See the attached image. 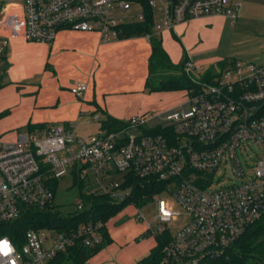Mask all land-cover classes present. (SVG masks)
Listing matches in <instances>:
<instances>
[{
    "label": "built area",
    "instance_id": "obj_1",
    "mask_svg": "<svg viewBox=\"0 0 264 264\" xmlns=\"http://www.w3.org/2000/svg\"><path fill=\"white\" fill-rule=\"evenodd\" d=\"M0 1V56L12 38L47 43L60 26L95 32L101 43L117 40L123 22L116 14L127 12L126 0ZM147 5L158 31L208 15L233 21L240 10L239 1L229 0H147ZM142 19L141 12L134 14V21ZM183 69L194 85L182 89L181 100L170 110L133 115L125 127L86 138L70 123L18 133L14 141L0 139V225L16 219L25 207L52 203L50 182L67 172L86 178L85 193L107 194L116 202L129 195L122 176L130 173L163 184L151 199L153 220L144 223L149 234L169 233L165 223L180 214L163 194L186 216L185 223L169 233L160 263L202 264L224 254L264 216V64L234 59L211 80L195 77L188 57ZM86 86L75 82L69 91L81 97ZM154 117L160 122L150 125ZM155 127L159 131L144 133ZM250 145L261 154L243 165L240 154ZM226 168L231 177L220 184ZM83 206L80 200L75 210ZM135 218H142L139 212ZM102 225L81 223L70 233L30 228L19 247L0 235V264H44L76 239L85 245L98 241Z\"/></svg>",
    "mask_w": 264,
    "mask_h": 264
},
{
    "label": "crops",
    "instance_id": "obj_2",
    "mask_svg": "<svg viewBox=\"0 0 264 264\" xmlns=\"http://www.w3.org/2000/svg\"><path fill=\"white\" fill-rule=\"evenodd\" d=\"M229 1L240 2L239 14L233 21L208 15L158 31L152 27V20L151 33L159 38L172 63L188 57L193 63L192 73L198 76L223 59L264 64L255 60L264 59V0ZM129 2L142 8L138 2ZM116 15L123 23L134 22L127 14ZM234 34L248 36L247 42L255 50L252 58L209 55L211 49L218 50L223 38L229 43ZM149 51L147 35L101 43L95 32L74 31L65 26L58 27L54 39L47 43L12 38L0 56V139L14 141L18 133L38 132L52 124L66 127L70 123L77 135L86 138L95 132V115L100 120L109 115L126 121L130 116L145 114L148 107L138 98H143L141 88ZM75 82L87 85L81 97L69 91ZM129 97L136 102L128 103L125 98ZM159 122L154 117L149 124ZM129 210L133 214L124 221ZM137 211L134 205L127 204L110 217L104 223L109 243L84 264H134L145 256L156 244L155 235L146 231L144 223L134 226Z\"/></svg>",
    "mask_w": 264,
    "mask_h": 264
},
{
    "label": "trees",
    "instance_id": "obj_3",
    "mask_svg": "<svg viewBox=\"0 0 264 264\" xmlns=\"http://www.w3.org/2000/svg\"><path fill=\"white\" fill-rule=\"evenodd\" d=\"M138 2L142 7L143 19L141 21L126 22L120 24V38L144 36L149 39L150 51L147 59V74L144 80V89L152 92L179 91L192 87L194 84L185 74L183 69L184 58L178 63H172L164 51L158 37L151 33L152 13L147 5V0H126ZM234 59H223L210 66L201 76L200 80H211L216 71L232 62ZM0 73V87L3 85ZM127 125L122 121L105 115L99 121L101 130L107 132L120 129ZM158 128L144 130V133H154ZM73 184L79 188V197L83 201V209L67 215L61 214L53 202L43 207H25L20 215L11 222L0 225V235L7 236L16 247L24 241V232L27 229L52 228L55 231L70 233L81 223L100 222L103 225L97 228L98 241L85 245L81 239H76L72 245L58 251L49 261L44 264H84L93 254L103 249L110 241L104 223L125 205L132 204L136 208L141 207L152 196L158 193L163 184L154 178H138L130 173L124 174L122 187L127 186L129 195L116 202L110 196L103 193H85L82 191L83 181L72 173ZM114 175H117L116 173ZM57 179L50 182L52 190ZM168 232L154 236L155 246L136 261L134 264H162L161 248L169 239ZM202 264H264V216L249 225L243 234L232 243L221 256L206 260Z\"/></svg>",
    "mask_w": 264,
    "mask_h": 264
},
{
    "label": "rangeland",
    "instance_id": "obj_4",
    "mask_svg": "<svg viewBox=\"0 0 264 264\" xmlns=\"http://www.w3.org/2000/svg\"><path fill=\"white\" fill-rule=\"evenodd\" d=\"M1 5V1H0ZM127 6V12L124 13V16L127 14L129 16V20H134V14L138 12H142V8H140L136 3H126ZM153 26L155 27L156 19L155 16L153 17ZM248 36L246 34H237L232 37L231 41L228 43V41H225L224 38L222 40V44L219 45L218 50H212L209 53V55H217L221 58H224L226 56H234L239 57L242 56L245 59H250L253 57L255 50L251 48V44L248 43ZM180 49L178 50V52ZM256 61H264V59H255ZM2 73V71H0ZM194 76L196 73H194ZM182 90H179V92H171V91H161V92H152L148 91L144 88H141V97L138 98L141 99L145 105L148 107V111H146L145 116L151 115L152 112H158L162 109H165L170 106H174L177 104L181 98H182ZM125 100L130 102H136L134 98L130 99L125 98ZM124 100V102H125ZM100 116H98L97 120L95 121V132H92L90 134H98L99 131V120ZM261 154V149L256 148L252 145H250V148H247L240 154V160L243 164V161L250 162V159L256 158V155ZM244 165V164H243ZM221 181L220 184H224L227 180V178H230L231 175L229 173V170L226 168L224 174L221 173ZM86 179V178H85ZM83 181V187L82 191H85L87 188L86 180ZM163 199L168 200L169 204H171L172 209L175 211H178L180 214L176 217V219L170 220L165 223L166 228L168 229L169 233H174L176 230L182 226L186 221V216L183 213L182 208L176 203L175 200L172 199L170 195L163 194L161 196ZM80 202L79 197V188L77 185L73 184L72 174L70 172H67L64 176L57 179L56 185L54 188V196H53V204L57 208V210L63 214L67 215L69 213H72L75 211V205L76 203ZM139 214L141 215V219L134 218V226L141 225V223H150L153 220L154 216V206L153 201L149 200L141 207L137 208ZM127 213L123 217V220L129 218V216H132L133 212L132 210L126 211ZM133 229H136L135 227H132Z\"/></svg>",
    "mask_w": 264,
    "mask_h": 264
}]
</instances>
